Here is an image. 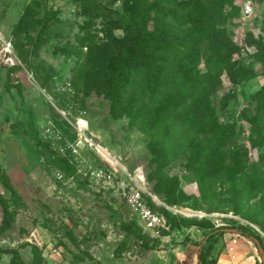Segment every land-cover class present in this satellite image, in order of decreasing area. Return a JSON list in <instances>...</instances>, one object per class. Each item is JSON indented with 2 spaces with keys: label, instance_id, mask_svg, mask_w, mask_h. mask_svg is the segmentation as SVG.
<instances>
[{
  "label": "rangeland",
  "instance_id": "obj_1",
  "mask_svg": "<svg viewBox=\"0 0 264 264\" xmlns=\"http://www.w3.org/2000/svg\"><path fill=\"white\" fill-rule=\"evenodd\" d=\"M136 1L0 0V192L12 218L0 233V247L16 248L29 264H171L176 245L190 240L184 232L192 224L201 227L200 240L212 228L247 229L264 249V215L255 219L247 214L250 207L261 208L262 200H243V211L196 201L192 194L200 198V192L189 160L177 159L158 175L148 138L128 117L116 115L115 102L96 83L84 89L87 46L113 45L125 37L139 10ZM246 1L235 3L243 8ZM251 1L252 12L241 9L228 26L229 37L241 49L234 55L240 57L236 68L244 66L256 76L235 86L224 73L215 102L223 122H237L240 144L258 162L264 148L252 143L251 123L243 118L245 108L255 114L250 96L264 86V60L259 59L264 0ZM165 8L172 14L161 22L169 32L179 23L172 19L175 4ZM154 27L151 23L147 29ZM28 31L33 40L26 37ZM5 39L13 43L15 63L3 60ZM233 92L236 97L220 107ZM138 169L148 185L146 198L162 220L156 232L135 225L125 200L126 173ZM228 197L223 193L221 199ZM3 219L0 205V226ZM257 250L262 264L263 253ZM211 262L216 264L215 255ZM0 264H12V255L1 254Z\"/></svg>",
  "mask_w": 264,
  "mask_h": 264
},
{
  "label": "trees",
  "instance_id": "obj_2",
  "mask_svg": "<svg viewBox=\"0 0 264 264\" xmlns=\"http://www.w3.org/2000/svg\"><path fill=\"white\" fill-rule=\"evenodd\" d=\"M235 1L137 0L139 10L125 37L115 39L113 45L87 46L84 89L96 83L100 92L115 102L116 115L128 117L131 125L148 138L158 175L173 161L187 158L200 192V198L192 194L193 199L215 208L228 206L243 211V200L246 203L259 198L261 208L250 207L247 214L260 219L264 215V152L258 162L251 160L247 148L240 144L237 122H223L215 102L224 73L235 86H243L256 76L244 66L236 68L240 57L234 55L241 49L229 37L228 26L242 9ZM169 2L175 4L177 16L172 19L179 27L167 32L161 21L172 14L165 8ZM55 14L49 13L43 22ZM151 23L155 27L148 31ZM26 37L34 39L29 31ZM259 49V59L264 60V45ZM234 97L233 92L222 98L220 107ZM250 98L255 114L245 108L243 118L251 123L252 143L264 148V86ZM161 161L165 163L162 167ZM223 193L229 196L225 200L221 199ZM162 202L168 204L164 199ZM0 205L4 211L2 233L12 218L8 199L1 192ZM197 205L193 203L194 208ZM133 222L144 231L137 220ZM225 229L221 226L208 232L199 255L201 264H212L215 245ZM241 234L258 245L259 238L251 231L244 229ZM1 254H11L12 264H29L16 248L0 247Z\"/></svg>",
  "mask_w": 264,
  "mask_h": 264
},
{
  "label": "crops",
  "instance_id": "obj_3",
  "mask_svg": "<svg viewBox=\"0 0 264 264\" xmlns=\"http://www.w3.org/2000/svg\"><path fill=\"white\" fill-rule=\"evenodd\" d=\"M200 228L199 225L192 224L187 230H185L184 235H186L187 238H190V240L187 239V242L176 245L175 250H173L174 259L171 264H201L199 260L200 248L198 250V245L201 247L205 242L206 235L200 240L199 237L203 235L202 232L198 233ZM235 235L237 234L225 232L219 236L213 251L216 264H258V250L253 241L243 235H240V238L234 239ZM234 240H236V242H234ZM231 247L233 248L232 250H230ZM158 250H160V248ZM155 251L156 249H153L150 253H155ZM127 252L129 251L127 250L123 252V254L126 255ZM159 252L166 251L161 250ZM171 255L172 254L169 252V256Z\"/></svg>",
  "mask_w": 264,
  "mask_h": 264
},
{
  "label": "built area",
  "instance_id": "obj_4",
  "mask_svg": "<svg viewBox=\"0 0 264 264\" xmlns=\"http://www.w3.org/2000/svg\"><path fill=\"white\" fill-rule=\"evenodd\" d=\"M243 13L249 15L252 12V1L248 0L243 4ZM3 60L6 63H15V54L11 40H3L2 48ZM129 181L128 187L124 190L126 203L130 207L134 218L138 221L144 231L156 232L161 227L162 220L156 211L149 205L146 195L150 194L147 190V184L144 178V172L141 169L133 174L126 173ZM163 204V203H162ZM170 207L168 206V209ZM176 211L181 210L174 208ZM236 242V240H234ZM233 248L231 247L230 250Z\"/></svg>",
  "mask_w": 264,
  "mask_h": 264
},
{
  "label": "water",
  "instance_id": "obj_5",
  "mask_svg": "<svg viewBox=\"0 0 264 264\" xmlns=\"http://www.w3.org/2000/svg\"><path fill=\"white\" fill-rule=\"evenodd\" d=\"M226 232H230V233H235V234H241V231L240 230H238V229H235V228H227L226 229ZM257 242V246H258V249H259V251L261 252V253H263V264H264V249H263V246L261 245V243L259 242V241H256ZM202 250H203V244L201 245V247H200V251H199V253H201L202 252Z\"/></svg>",
  "mask_w": 264,
  "mask_h": 264
},
{
  "label": "bare ground",
  "instance_id": "obj_6",
  "mask_svg": "<svg viewBox=\"0 0 264 264\" xmlns=\"http://www.w3.org/2000/svg\"><path fill=\"white\" fill-rule=\"evenodd\" d=\"M101 147V146H100ZM107 154V153H106ZM117 162V161H116ZM148 186V185H147Z\"/></svg>",
  "mask_w": 264,
  "mask_h": 264
}]
</instances>
